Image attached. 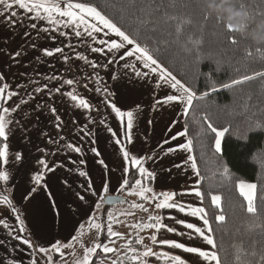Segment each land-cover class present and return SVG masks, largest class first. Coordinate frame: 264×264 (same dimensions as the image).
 <instances>
[{
    "label": "snow or ice",
    "instance_id": "6c2138e0",
    "mask_svg": "<svg viewBox=\"0 0 264 264\" xmlns=\"http://www.w3.org/2000/svg\"><path fill=\"white\" fill-rule=\"evenodd\" d=\"M261 6H248L252 18ZM196 10L192 0H0V264H226L228 212L205 187L189 119L197 101L264 85L253 67L264 49L200 11L194 21ZM185 26L199 35L183 39ZM209 29L251 74L233 77L208 53L215 67L193 87L159 58L179 44L203 63ZM262 97L248 93L242 124L197 117L219 187L248 220L230 234L235 264H264V148L249 149L264 143Z\"/></svg>",
    "mask_w": 264,
    "mask_h": 264
},
{
    "label": "trees",
    "instance_id": "16d2710c",
    "mask_svg": "<svg viewBox=\"0 0 264 264\" xmlns=\"http://www.w3.org/2000/svg\"><path fill=\"white\" fill-rule=\"evenodd\" d=\"M112 2L113 0H95V3L102 7L110 5ZM116 2L119 3V0H116ZM241 2L248 7L251 4L257 3L258 0H241ZM106 10L109 14L117 15V18H119L118 8L107 6ZM249 10L251 11L252 9L249 8ZM261 10H264V6H261L258 9L259 12H261ZM189 15H191L192 19L195 21L199 18V10L189 13ZM130 23L131 22L129 21L125 26L128 27ZM193 34L197 36L199 35L194 27L189 28V26H185V35L183 39L186 40L189 35ZM169 39L171 40L172 37H169ZM222 39L223 37L214 35L210 29L203 34V63H199L195 57L187 53L179 44H170L167 49L161 46L157 54L178 78L193 87L200 86V83L197 81V76L200 72H208L210 67H215V65L209 64L207 57L208 53H211L213 58H222L225 69L233 77L251 74L248 67L250 62L247 58H241V56L234 53L231 48L227 50L219 48L217 42ZM153 47L155 48L154 44ZM220 52L225 53L223 57L219 56ZM253 67L256 68V70H264V64L259 62L253 64ZM235 69H239V72L235 71ZM220 75L223 76L224 73H221ZM249 92L254 94V100L249 101V103L258 104L259 100H256L255 97L264 93V85H262L260 81L250 82L242 88L237 87L231 92L226 91L222 95L214 97L215 102H212V100L197 101L194 103L195 111L190 114L189 119L191 138L194 141V154L197 156L199 166L205 176V187L218 188V190L223 193L225 208L228 212L229 222L224 228L225 251L222 252V257L225 258L226 264H235L233 250L229 247V244L231 243L230 234L236 228H240L242 231L245 230L248 220L241 214L239 209L235 207L234 194L230 191V187H219L220 181L216 175V163L211 153L204 147L206 141H204L203 137L197 136V132L200 128L197 117L203 116L207 113L217 126L226 125L229 122L242 124L245 118V109L243 105ZM262 148H264V143L260 142V138H253L249 145L251 154L253 156L256 155ZM257 178H259L258 173Z\"/></svg>",
    "mask_w": 264,
    "mask_h": 264
},
{
    "label": "clouds",
    "instance_id": "9594fccd",
    "mask_svg": "<svg viewBox=\"0 0 264 264\" xmlns=\"http://www.w3.org/2000/svg\"><path fill=\"white\" fill-rule=\"evenodd\" d=\"M199 11L212 17L218 26L230 27L245 38L253 49H264V10L252 18L248 7L239 6L241 0H192ZM71 264V261H69Z\"/></svg>",
    "mask_w": 264,
    "mask_h": 264
},
{
    "label": "crops",
    "instance_id": "0c3cea01",
    "mask_svg": "<svg viewBox=\"0 0 264 264\" xmlns=\"http://www.w3.org/2000/svg\"><path fill=\"white\" fill-rule=\"evenodd\" d=\"M51 46H54V45H51ZM146 99H147V97H146ZM182 184H183V177H178L175 180L168 181V185L172 188H179L180 186H182ZM110 195H112V196L119 195V193L112 192ZM193 202L195 203V201H193ZM188 219H191V218H188ZM69 260H71V258H69Z\"/></svg>",
    "mask_w": 264,
    "mask_h": 264
},
{
    "label": "rangeland",
    "instance_id": "374dc122",
    "mask_svg": "<svg viewBox=\"0 0 264 264\" xmlns=\"http://www.w3.org/2000/svg\"><path fill=\"white\" fill-rule=\"evenodd\" d=\"M116 207L119 208V207H124V206L123 205H117ZM120 230L123 231L124 229L121 228Z\"/></svg>",
    "mask_w": 264,
    "mask_h": 264
},
{
    "label": "water",
    "instance_id": "95a60500",
    "mask_svg": "<svg viewBox=\"0 0 264 264\" xmlns=\"http://www.w3.org/2000/svg\"><path fill=\"white\" fill-rule=\"evenodd\" d=\"M116 195H114L113 197H115ZM122 198H124V197H122Z\"/></svg>",
    "mask_w": 264,
    "mask_h": 264
}]
</instances>
